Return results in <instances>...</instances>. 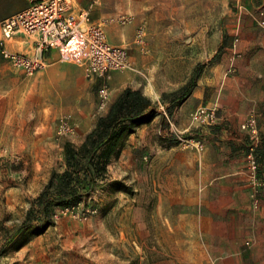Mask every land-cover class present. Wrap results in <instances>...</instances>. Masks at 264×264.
Returning a JSON list of instances; mask_svg holds the SVG:
<instances>
[{
  "label": "rangeland",
  "instance_id": "1",
  "mask_svg": "<svg viewBox=\"0 0 264 264\" xmlns=\"http://www.w3.org/2000/svg\"><path fill=\"white\" fill-rule=\"evenodd\" d=\"M118 5L128 10L108 21L132 26L134 34L126 45L133 66L124 73L155 97L158 118L151 132L141 126L128 137L94 191L57 206L54 223L46 229L16 234L52 175L66 168V143L81 145L117 96L107 83L110 97L102 107L103 84L91 81L84 70L59 81L24 77L9 87L0 99V264H202L208 251L215 259L210 264H264V213L234 219L242 224L240 235L190 234L187 229L173 235L168 219L176 210L161 203V186L150 184L163 178L158 168L162 148L207 149L209 127L193 122L191 114L201 105L219 113L217 105L209 104L210 90L192 99L196 106L184 105L195 87L170 111L172 93L190 81L194 70L200 73L197 84L217 69L264 70V0H119ZM245 130L247 145L239 154L245 155L252 206L260 211L264 199L256 206L248 155L255 145L264 176V157L257 154L264 139L260 130V141L254 143ZM192 138L205 147L185 142ZM220 154L228 155L227 149Z\"/></svg>",
  "mask_w": 264,
  "mask_h": 264
},
{
  "label": "crops",
  "instance_id": "2",
  "mask_svg": "<svg viewBox=\"0 0 264 264\" xmlns=\"http://www.w3.org/2000/svg\"><path fill=\"white\" fill-rule=\"evenodd\" d=\"M33 1L0 0V39L3 36L1 22L26 9ZM94 1L79 0V4L82 8L91 9L92 18L96 23L105 25L111 43L122 46L132 44L134 37L132 26L123 27L108 21L111 16L126 12L128 7H120L119 0H99L96 3ZM37 38L36 34L18 33L7 41L6 47L11 51L30 53L34 50ZM80 44L81 40L75 38L63 48L47 51V66L33 76L42 77L45 82H50L52 77L53 80L59 81L63 75L71 76L73 70L83 71L81 65L75 61L70 62L71 59L67 58V55L79 50ZM237 71L232 73L222 68L217 69L215 74L202 76L193 97L184 103L191 104L189 107L196 106L192 99L195 96L204 97L206 90L209 89L211 92L209 104H215L219 108L217 125L209 127L207 131L206 151L199 153L175 145L161 149L158 168L163 178L151 181L150 184L154 187L161 186V203L176 210L174 214H169L168 219L169 230L174 232H171L173 235L181 234L183 229H187L190 234L240 235L243 233L242 224L233 222L234 219H242L243 215H247L248 219L250 215L256 217L264 213V205L260 211L252 206L250 187L245 175V155L239 154L242 151L240 147L247 145L248 135L243 123L251 112L258 116L264 139V70L253 68L246 73L240 69ZM24 77L31 76L15 67L0 49V99L4 92H8L9 87L15 86ZM130 77L124 71H112L107 79L96 78L91 81L96 80L100 84L107 82L116 97L127 86L140 88V85H133ZM42 81L44 82L43 79ZM144 92L147 95L151 94ZM149 96L156 101L153 95ZM1 104L0 102V106ZM184 105L181 106L179 115L184 111ZM157 118L158 116L142 126L145 133L151 132L150 129ZM148 128L149 130H146ZM225 149L228 155H221L220 151ZM180 205H183L182 210H178ZM208 254L202 264L215 262V259H210V251Z\"/></svg>",
  "mask_w": 264,
  "mask_h": 264
},
{
  "label": "built area",
  "instance_id": "3",
  "mask_svg": "<svg viewBox=\"0 0 264 264\" xmlns=\"http://www.w3.org/2000/svg\"><path fill=\"white\" fill-rule=\"evenodd\" d=\"M95 0L94 2H98ZM3 36L0 49L3 55L28 76L47 66V51L67 46L73 39L81 40L80 48L67 58L81 65L88 78H109L112 71H125L133 63L126 46L109 41L105 25L96 23L90 8H82L79 0H34L26 9L18 11L1 22ZM18 33L38 36L34 50L30 53L11 51L6 47ZM110 90L107 82L100 88L102 107L108 104ZM193 122L208 127L217 125L219 114L215 107L201 105L191 114ZM254 143L260 141L258 116L251 112L243 123ZM181 140H184L180 136ZM199 149L205 147L201 139H187ZM255 146V145H254ZM248 155L250 163V184L253 188L256 206L264 199V176L259 174V165L255 157V147Z\"/></svg>",
  "mask_w": 264,
  "mask_h": 264
},
{
  "label": "trees",
  "instance_id": "4",
  "mask_svg": "<svg viewBox=\"0 0 264 264\" xmlns=\"http://www.w3.org/2000/svg\"><path fill=\"white\" fill-rule=\"evenodd\" d=\"M199 76L196 68L190 81L172 93L171 112L192 94ZM158 113L157 103L142 89L125 87L107 112L98 117L81 145L66 143V168L52 175L16 234L30 228L46 229L54 223L57 206L76 202L94 191L107 177L110 163L120 153L128 137L144 124L152 122ZM257 154L264 157V143L258 147ZM35 218L38 222L31 224Z\"/></svg>",
  "mask_w": 264,
  "mask_h": 264
}]
</instances>
